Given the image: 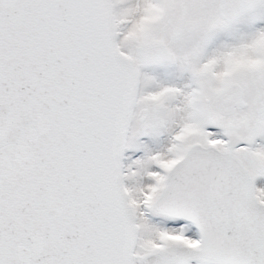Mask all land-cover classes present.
Here are the masks:
<instances>
[{
    "label": "snow or ice",
    "instance_id": "1",
    "mask_svg": "<svg viewBox=\"0 0 264 264\" xmlns=\"http://www.w3.org/2000/svg\"><path fill=\"white\" fill-rule=\"evenodd\" d=\"M0 264H264V0H0Z\"/></svg>",
    "mask_w": 264,
    "mask_h": 264
}]
</instances>
